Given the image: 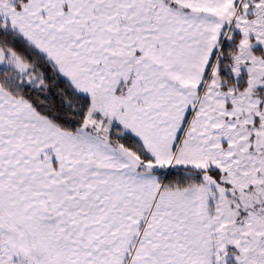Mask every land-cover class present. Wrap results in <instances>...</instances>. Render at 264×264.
Wrapping results in <instances>:
<instances>
[{
    "label": "snow or ice",
    "instance_id": "1",
    "mask_svg": "<svg viewBox=\"0 0 264 264\" xmlns=\"http://www.w3.org/2000/svg\"><path fill=\"white\" fill-rule=\"evenodd\" d=\"M0 264H264V0H0Z\"/></svg>",
    "mask_w": 264,
    "mask_h": 264
}]
</instances>
